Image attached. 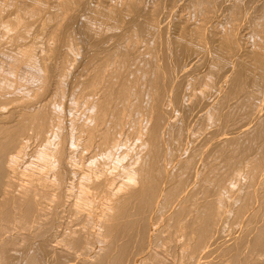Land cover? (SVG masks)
<instances>
[{"label":"bare ground","instance_id":"6f19581e","mask_svg":"<svg viewBox=\"0 0 264 264\" xmlns=\"http://www.w3.org/2000/svg\"><path fill=\"white\" fill-rule=\"evenodd\" d=\"M2 1H3L2 4H4L8 0L6 2H4V0ZM44 1L46 0H42L40 5L39 4L36 5L35 8L27 9L26 8L27 6L26 7L24 6V8L21 6V4H23L24 1L21 2L20 0L19 1L17 0L18 3H16V0H9L7 4L8 3L11 4L5 5V8L12 7L13 8V10L11 9L12 14H15V17H13L12 15L13 18L10 19L11 13H9L10 17L7 20L4 19V17L7 18V16L1 14L5 13L8 10L6 9L4 11V5L1 4L3 7L0 6V13L2 11L4 12L0 14V17H3L4 22L1 20L0 26L1 28L3 26L5 36H8L10 32H13L11 33L12 36H10L9 40L13 42L15 41L16 45L18 44V46L22 47V44L20 45L19 43L21 42L25 43L27 34H29L27 33L28 25H24V23L22 22V20H25L23 19L24 18L23 14L25 15V17L27 15V18L29 17V19H31L30 21L33 23L35 18L38 19L39 17L38 14L41 15L43 13V12L40 13V11L42 9L41 7ZM86 1L87 0L58 1L59 5L57 4L58 6L56 11L57 15L55 18L57 17L60 18V14L61 15L66 14V16L64 15L65 18L62 17L65 21L61 24L60 30L55 29L56 26L54 27L52 26L57 31L56 33H54L55 31L51 32V34L54 33V37H53L54 39L53 38L52 39L55 40L54 42L51 39V41L53 42L52 45H54L52 46L53 48H50L51 46L48 47L49 49L52 50V52L50 50L49 51L53 53V54L50 53V55H48L49 58L52 55L50 59L51 61L49 60L48 56H46L47 58H44V55L42 56V54H41L42 57L41 60H38V58H36L35 52L37 51L38 47L36 48L35 52L31 49L28 48L22 49L20 47L21 50L16 49V51L17 50L18 51L14 56L11 53L12 51H10V53L13 56L12 57L13 61L19 63L20 65L23 64L24 69L25 70L27 69L29 71L30 76L27 77L29 78L28 80H24V79L22 80L20 77H18L19 75V74L17 75L18 68L16 67H18L19 65L15 66L16 70L13 69V67L11 66V68L8 67L10 68L9 70L5 72H0V264H264V173H263L264 171L263 172L261 171L264 169L261 166L263 165V163L262 160L259 158V156L258 159L256 158L257 155H255L256 157L254 158V161L252 159V156L248 157V160L251 163H248L247 158L245 159V157L243 156L240 157L236 156L237 154L241 155V153L242 155H244L243 153H245V151L242 152L243 149L244 150L247 148L249 149L252 146L251 144L252 137H253L252 139H254V137L255 138L263 137L259 135L264 134V119L259 120L256 118L257 116L254 117V115L247 112L249 113L248 117L249 115H251L250 117L252 118L254 117L256 119V120L254 119L256 126L254 127V129L255 131L256 130L257 131L255 132L256 134L253 133L255 134L254 136L251 133V131L252 132L254 131L252 129L250 131L251 134L247 129H245V132L240 130L241 132H243L244 136L248 135L249 138L251 137L250 139L247 138L248 136L245 137V140L247 139L245 142L250 140L251 143H249L250 142L249 141L248 142L249 144L248 143L245 144L246 146L244 147L246 148L239 147L242 150L240 151L241 152L240 154L236 153L237 151L234 152L233 148L230 149V145H231L230 143H236L237 145H239V143L241 144L240 142L241 138L239 137H238L239 139L236 138L237 140L235 142L234 141L235 138L232 140L233 136L231 135L229 136V138L232 140V142H229L230 139H227V136L225 139L226 142L225 140H223L225 144L227 142L229 143V145L228 144L226 145L229 148L227 147L225 148L224 146L225 144L224 145L220 144L221 148L219 147L220 148L219 152H221L220 154H222L223 157L219 153L218 154L215 153L217 152V150L213 152V155L215 153V155H220L222 157V158L221 157L218 158L219 160L218 159L216 160L217 158L216 156H215L216 158L214 157V159L212 160H210V158L208 159L209 157L208 153L210 152L207 153V151L205 152L202 149L199 150L196 149L195 145L197 144L194 145V148L198 151L196 152L194 150V153H192V155L189 154L188 158L184 157L185 155H188L186 154L188 151L187 152L185 151L184 141L185 139L188 140L189 137L187 136H189L190 133L193 134L190 130L187 131L185 127L186 124L185 121L186 118H189V116H191L192 112L195 110L194 108L196 107V103L198 104L197 106L200 105L198 102L194 101L193 98H195L197 94L195 93L196 94L195 95L193 92L192 94H190L191 92L189 94L187 93L189 95V99L188 102L187 101L185 102V100H187L185 99L187 97L186 96L187 94H185L184 97L183 90L187 87L186 84H185L186 87L184 86V82L187 83V81L184 80L188 79L186 78L188 74H190L191 76V73L192 74L194 73L195 71L194 66L196 65L195 63L198 62L197 60L199 59L197 58V56L200 57V55L204 54L205 52H208V54H210L215 52L216 50L218 51V48L217 49L212 48L216 50L209 52L211 48L208 46V43L212 39L210 38V40L208 41V36H207L208 31L207 29L205 30V28L208 25L207 26L205 25L206 27L204 25L203 27L199 26L201 28L198 27L199 29L197 30L195 27V32L193 33H195L194 35H196L197 38L196 41L198 40L197 47L200 46L199 47L200 51H196L198 52L196 57L194 56L191 57L190 53L188 52L190 51V48L192 49L191 47L192 45L189 46L190 45L189 43L192 44L195 42V40L194 42L187 41L186 43L185 41L187 40L188 36L187 37L182 36L184 41L182 39L181 41L183 42L180 41L177 42V38H175L176 40L173 41L174 38L172 36H171L172 40L167 38L168 37L167 35H166L167 37L164 38L163 34L165 32L163 31L161 25H165V22L167 21L163 20L165 21L163 24L158 23V21L156 20L157 18L154 17L153 14L154 12L152 11L153 13H150L151 12L149 10L150 8L147 10L148 4L147 6L145 5L146 4L145 0H122L126 9L125 14L127 12L129 13V17H126L127 19L123 14L124 13L123 11L125 9L121 11L123 6L122 7L119 6L121 7L118 8L120 10H117L114 7L112 9L110 7L111 9L110 10L107 7L109 11L103 12L100 15L101 16L103 15L104 16L103 18H105V20L109 19L110 21L112 19V22L114 21L115 24H117L119 21H124L123 19L125 18V21L123 22L125 24V28H123L124 26L122 28L123 30L130 29L132 33L134 29L139 30L140 32L144 30L145 31L148 30L149 32L148 35L151 33L154 36L153 37L151 35L152 38L150 39H152V41L157 40V45L155 44L156 46L154 45L155 47H153L152 45H149L148 42L146 43L147 45L144 44L145 46L141 47L138 44H142V43L138 41L139 39L138 37H137L138 39L136 38L137 32L134 33L135 35H133L132 33H129L127 30L129 35L131 34L132 35L129 36L128 34H126V36L128 35L129 38L125 37L128 38L126 40L127 42L125 41L126 42L125 44L122 43L123 41L117 42V46L118 45L120 46L118 49H116L117 48L116 43L114 44L116 48L113 49L115 51L117 50L116 53H114V50H112L111 52L110 49H108L107 52L105 51L107 50L106 46H108L109 44L105 46V43H103L104 46H102L103 45L102 44L101 48L98 46L99 50L103 49L101 50L103 51L102 52L103 55H105L106 53L108 54V52L110 51L111 54H108L105 58V56L102 57V53L100 55L101 57L99 56V54H97L100 51L98 49L97 51L95 50L96 48L94 44L99 43L100 45V42L103 41L105 42L107 36L106 37L102 36L103 37L101 38L102 40L100 39V41H98L97 39H99L100 36L97 38L96 35L97 41H95V39L93 41L95 34L92 33L94 35L92 36L91 32L92 30L94 32L95 27H92L94 23L92 22V24H90L88 21L85 22V20L83 19L84 21L83 20L81 21L84 22L83 24L87 25L88 27L84 26L85 27L84 28L82 26L83 29L81 27V21H80L81 18L79 19V16L83 10L87 9ZM160 1L162 0H159L158 2ZM232 1L234 2V0ZM240 1L239 3L232 2L230 3L231 4L230 6L226 5L227 3L226 4H224L223 2L222 3L224 4L223 7L226 8L228 7L229 10L230 9L232 10L231 13L232 16L237 17V14L241 13L242 11L240 10L241 7L244 5L243 4L244 0L243 1L240 0ZM116 2L117 1H115V3ZM156 2H154V4L158 3ZM166 2L167 1H165L164 4H166ZM168 2L170 3V1ZM249 2H251V4ZM249 2L248 4H250L251 6L254 3L252 0L251 1L249 0ZM174 5L176 6L177 4L174 3ZM108 6H110V4ZM186 6L189 7V5ZM192 6L194 7L195 11L201 13L200 19H202L201 18L202 14L204 15L205 13L211 11L215 12L216 9L215 7L217 6L220 7L218 0H196L194 1ZM254 6L256 5H253L252 9H254ZM244 7L242 9H245L247 11L248 5L246 6L247 9ZM261 7H263V5L257 7L259 11L263 10L264 8L263 7L261 9ZM50 8L51 7H49V9ZM107 8L106 10H108ZM159 8L160 7H158V9ZM189 8L193 10L191 6ZM95 9L96 7L94 8V10ZM98 9L101 11L100 8H97V10ZM252 9H250L249 7V10L252 11ZM45 10H47V8ZM154 10H156V5ZM245 10H243V13ZM249 10L247 11L248 13H250ZM58 11H59V15H58ZM147 11H150L149 13L152 14L155 19L148 18L149 15L147 14ZM161 11L163 12V10ZM98 12L96 14H98ZM261 12L258 13L259 20L264 19V18L261 19L260 14L263 13ZM156 13L157 12H155V14ZM223 15L224 13L222 14V17ZM46 17H49V15H46ZM46 17H44V19ZM140 17H144L145 20L144 21L142 20L143 23L140 22L137 24L138 21L137 19H139ZM165 17L167 18L166 15ZM206 17H208L207 14L204 15V18ZM234 17L232 18L235 19ZM243 17L244 15H242V18ZM195 18L194 20L196 21ZM232 18H228V19L231 20ZM249 18L251 19V17ZM209 19H211L210 15L207 20ZM236 19L238 20V18ZM76 20L80 21V24L79 25L77 24L76 26L77 29L78 28L80 29L78 30L76 29L79 33H77V31L75 30L76 32H74L73 34L74 36L75 33L77 34L76 35V37H78L77 40L79 39L81 43H83V46L85 45L87 47V48L84 47L83 49L85 48L89 49L90 51L88 52H90L89 54H91V56H89L91 59L90 58L88 59L86 57L89 60V62L88 61L87 62L89 64H92V66L89 67V70H87L88 67H86V70L88 72L90 71L89 73L91 77L89 78L88 75V77H86L85 80L87 81V79L89 78L90 81L89 80L88 81L89 83H91L90 85L89 84L87 85L88 82L83 83L84 82L83 80H78L79 79L78 77L81 76L83 77L84 75L83 73L85 70L82 68V65H84V63L80 62L82 63V65H80L79 63L80 66L78 65L77 69L75 68L77 70V71L75 70V72L77 73L78 77H74L73 76L74 72L72 71L73 73L71 72L70 74V69L68 70L70 62L72 61L74 62L75 60V63H77L76 61L78 59L75 58L76 50L74 51L73 49L74 48L73 46L76 43L72 44V41L75 38L71 35L72 33H69L72 24L75 23L74 21ZM183 20H187V19H183ZM204 20L205 19H203V21ZM37 21L39 22V19ZM95 21L97 20H95L94 17V22ZM159 21L162 22L161 20ZM193 21L190 22L194 24ZM211 21L213 22V20ZM1 22H3V24ZM42 22L44 21L42 20ZM186 22L188 21H185V23ZM262 22L263 24L261 25L263 26L264 20L260 21V23ZM206 23L208 24V21H206ZM253 23L251 25L255 27ZM170 24L171 23L168 22L167 24L168 28ZM173 24L176 25L175 23ZM187 24L188 23H186V26ZM226 24L227 21L225 23V27ZM113 25L114 24H112V26ZM197 25H200L199 22ZM211 25L212 24H210L209 26ZM116 26L121 27L118 24ZM178 26H180V24H178ZM193 27L194 26H192V28L191 27L188 28H190L191 30L194 29ZM53 28L52 30H54ZM208 28L210 29L211 27ZM185 29L183 28V30ZM256 29H258V26L255 28L254 33H257ZM259 29L258 30L260 33L261 30L262 32L264 31L263 28H259ZM224 30H227L228 32V27L227 29L224 28ZM229 30L231 31V28H229ZM237 30H235V32L231 31L228 33L224 31L225 34L224 35L222 34L223 36L221 35L222 37L221 43L219 41L220 37L218 38L219 42L218 41L217 42L218 44H220L221 47L220 51L221 52L223 51L224 55L228 54L229 53L228 51L230 52L234 51L237 54V52L243 49V48L239 49L241 45H239V42L237 41V37H238V33L236 32ZM252 30L254 31V29ZM49 31L48 33H50ZM253 31H252V35H253ZM98 32L103 34L101 30ZM142 33L143 32H141L140 34ZM180 33H182V31ZM212 33H214V31ZM4 34L0 33V35H4ZM140 34L138 35L137 33V36H140ZM65 35L67 38H65ZM69 35H71L73 39L72 38L70 39ZM90 35L92 40L90 39ZM123 35L125 36V34ZM260 35L258 36V38H260ZM117 36H119V38L122 39L121 34ZM117 36L115 37L116 40L119 39V38L117 39ZM216 36L218 37L219 35ZM8 37L6 38L8 39ZM147 37L148 36H146V38ZM108 42H110V40ZM254 42L255 41H253V43ZM211 43L212 41H210V44ZM68 44L71 45L70 46L71 48L73 47L72 48L73 50L71 49L72 51L68 50L67 48L69 46ZM97 45L98 44H96V46ZM137 45L139 48L142 49L144 48L143 52H140L141 49H139ZM255 45L257 46L258 44L255 43ZM177 46H178V50H179V46L180 49L182 47L185 48L186 51L184 50V52L185 53L187 52L191 57L190 59L188 58L189 65L192 66L193 64H195L193 65V68L188 69L187 67L189 65L179 66L178 61H176V59H178V56L175 57L176 59H174V61H176L177 63L176 64L174 63L173 56L175 55L173 54H175L176 52L178 53V51L175 50ZM217 47H219V45ZM252 47L254 48V46ZM48 48L45 49V53L48 52L46 51L48 50ZM63 48L67 50L65 51V55H63L65 57H62V53H61V58L64 59H62V61L58 60L59 61L58 62L57 59L60 55V51ZM41 49H43V47ZM135 49L139 51H137L136 53V51H134ZM243 50L245 52V49ZM4 51L6 52L5 49ZM86 51L84 52L86 53ZM174 51L176 52L174 53ZM255 51L252 52L253 55H251L253 57V61L255 62V64H253L254 62L252 63L253 65H255L253 67L255 68L257 66L256 68L258 67L262 68L264 67V59H263L264 56L263 54H260L258 50L257 51L259 53ZM218 52H215V54L213 53L214 56L211 54L212 58L214 57L215 59H217L216 64L220 63V61L218 62L219 57L218 58H216L217 56L215 57L216 53ZM221 52H219L218 56L222 54ZM132 53H134V55ZM248 53L251 52L249 51ZM82 54L84 55L83 52ZM230 54H228V56ZM232 54H231V56H233L232 58H237L235 56H239ZM4 56H6V54ZM228 56H226V58H228L227 61L229 62L230 58ZM112 57L114 58L113 61L111 60L113 62L112 64L113 66L109 65L110 63H112L111 61L109 63V60ZM212 58L211 61H213L214 59ZM10 59H11V55L9 57V60ZM47 59L49 61H47L46 63ZM140 59L142 63L144 62L143 65L142 64L140 65L141 63ZM223 60H225L223 61L224 64L228 65L230 68L231 66L229 64L231 62L227 64L228 62L225 63L226 59ZM234 62L237 63V61ZM238 62L239 65H241L240 61ZM185 63L186 62H184L183 64ZM211 63L209 64V66L211 65ZM3 64L1 65L3 66ZM224 64H222L221 67H224ZM218 65L213 66L214 71H212L211 69L210 70L211 74L217 72V70L215 71V67H217ZM234 65L235 63L232 65V67ZM239 65L237 63V66ZM74 66H72V68ZM200 67L202 66L200 65ZM236 67L234 66V68ZM196 68L197 67L195 66V69ZM234 68L233 69L230 68L229 70L232 69L231 70L232 73L233 71L236 72L237 69L234 70ZM259 68L258 71L263 73L264 71H260L261 69ZM223 69H221L218 73L220 72L223 73L224 72ZM190 70H192L191 73H189ZM239 70L241 71L240 73H242L241 68ZM226 73L224 72L223 74ZM261 73H258V75H260ZM67 74H70L68 77V81L70 79V76H73L74 79L78 78L75 80L78 89L79 86L83 84L85 85V86L84 85L81 86L83 87V90L85 89L84 87L88 89L89 86L93 89L91 90V88H89L91 91L90 90L88 91L90 92L85 91L86 93H84V95L85 94L88 95L86 97L87 99L85 98V96L84 98H81L83 100L84 99L86 100V101L84 100V104H82L81 102L80 105L83 106L79 107L81 108L82 111L84 110L82 114L83 115L82 118L79 117L80 114H78L79 115L78 118L76 116L78 112L76 114L74 112L75 110L77 111L79 109L78 102H77V106H74L71 104L72 102L71 103L69 102V100H67L68 103L66 104L64 103L62 104L63 101L60 100L62 98L64 99V95L66 96L68 95V90L66 92V87H64L65 85L63 83L64 82L63 80L64 78L66 79ZM78 74H80L81 76ZM87 74L88 73H86V75ZM194 75H192V77ZM214 75L215 76L213 75L212 76L216 77L217 74L214 73ZM239 75L235 73V77L233 78L232 76H230L231 78L229 77V79H231L230 83H232V85H234L235 87L234 90L236 94H234V91L232 93L235 96L239 94L236 92L237 90L238 92H241L240 94H242L244 90L242 89L244 85L241 88L240 85L241 75L240 77ZM263 75L264 74H261V77ZM219 76H221V74H219ZM226 76L227 75H225L226 79L224 77L222 78H224L228 83L227 81L228 77ZM73 77H71L72 80ZM84 78L85 77H83V79ZM242 78H243V73H242ZM262 78H264V76ZM212 79L214 80V78ZM210 80L211 79L209 77V82L212 83L213 81ZM263 80L261 82H264ZM191 81L192 80H190V82ZM194 81L196 80L194 79ZM194 81H193L194 83L193 86H195L196 83ZM242 81L243 79L241 80V83L243 84ZM224 82H222L221 85H219L220 83L217 82L219 84H215V85L216 86L219 85L218 87L221 86L220 88L223 89L222 85L226 83ZM210 84L208 85L209 87H211ZM259 84L261 85L262 83ZM29 85L30 86L33 85L36 87L33 86L30 87ZM213 86L214 84L212 85L211 88H213ZM228 86L231 87L230 85ZM73 87H75V85ZM188 87L185 89L186 91L184 90V93L188 92L187 91L189 89ZM229 87L227 89H232V87L231 88ZM77 88L74 91H76ZM191 88L192 87H190V89ZM215 88L218 91V88L217 87ZM220 88L219 90H221ZM237 88H240L242 91H240ZM227 89L225 91L228 95L229 92L227 91ZM225 91L222 90V92L224 93ZM76 92L78 93L79 91ZM83 92L84 91H82V93ZM218 92H216L215 94L216 96L217 94L219 95ZM244 93L242 94V96L239 95V97L242 98L244 95L247 96L246 94H248L249 92H247L246 94ZM251 93L252 92H250L249 94L250 96ZM227 95H223L222 93L221 96L217 97L218 98L217 102H215L214 98H213L214 100L211 98L215 102L211 104V107L208 106L210 107L211 113H209L206 117L204 116L205 118L202 117L200 118H202L203 121L204 120L206 121V119L207 121L208 120L212 121V119L215 118L216 120L221 122V123L219 122L220 126L224 127L229 125V123L231 122L230 120L232 118L230 112H227L228 110L225 109L229 106H226L224 108L223 104L229 99L231 103V98H233V96L230 95L232 97L229 98V95L228 97ZM191 96H193V98ZM200 96H201V92H200ZM250 96L247 97L249 98ZM247 97L245 98L248 99ZM78 98H80L79 95L76 98V101H79L77 100ZM245 98L244 100H246ZM239 99L237 98V102ZM242 99H240L239 100L240 102L238 103L241 104L243 102ZM18 101L19 102L21 101L22 103L20 102L18 104L17 103ZM14 102H16L17 105L15 103V105L10 107V105H12ZM252 102H250V104ZM200 103L202 104L203 101ZM230 103H228L227 105H229ZM238 103H234L235 107L236 106L238 107L239 105ZM258 103L259 102L256 101L252 105V107L250 105L247 106V107H251L252 109L254 108L253 111H251V109L248 108L250 109L251 113H254L255 110L254 105ZM73 104L76 105L74 101ZM246 104L247 103H245L244 105L245 107ZM259 105L263 106L264 104L262 105L261 103H259ZM259 105H257L258 108L260 107ZM73 106L77 107V109L75 108L74 110ZM166 106L169 107L171 106V108H173L175 112L178 111V113L180 112L181 115L179 117H177L178 115L177 116L175 115V118H173L172 115L168 116L169 108L166 109L167 108ZM232 106L233 104L230 106L231 109ZM221 109H225V110L223 111ZM227 109H229V111L231 112H233L234 110V108L232 110H230V108ZM263 109L264 106L262 107V110ZM199 110H201V108H199ZM259 110H257V112H259ZM262 110L260 111V113L262 112ZM205 111L202 113L205 114ZM222 111L225 113H223ZM226 112L229 113L231 118L230 120ZM199 113L201 114V111ZM245 115L247 114L245 113ZM143 116L146 118L147 121L145 122V124H144L145 119ZM141 117H143L144 120H141L142 119ZM148 118L150 120H148ZM202 119H201L202 125L200 124L198 126L199 127L202 126L204 128L203 125H205V123L203 124ZM189 120L187 123H189ZM195 120L197 119L195 118ZM216 120L214 121L213 119V122H215L214 125L217 126L218 128V125L216 124L217 122ZM254 120L250 122L253 123ZM209 122H207L206 124H208ZM246 122H249V120ZM128 125H130L128 127L129 129L127 128ZM214 125H210L209 127L213 126L215 128V132L217 130V135L215 133L212 135L219 136L218 131L221 127L219 126V128L216 129ZM205 126L207 127V125ZM253 126L254 125H252V127ZM191 127H193V125ZM126 128L129 130V132L132 133L131 136L132 135L136 136L135 138L140 142V145H138L140 146L139 151L137 150V152H135L133 151L134 150L133 148L132 149L130 147L127 148L125 140L128 135L126 136L125 140L122 139L124 129ZM193 128L195 129V127ZM212 130L214 129L212 128ZM230 130L231 129L227 131L228 134L231 131H234V129L231 131ZM129 132L127 131L125 132V134L126 133L128 134ZM195 132H197V130ZM201 132L204 131L201 130ZM211 133L212 132H210V134ZM224 137L222 139H224ZM190 138L189 140H191ZM216 138L217 137L214 136V139ZM219 138H220L219 142H221V137L219 136ZM263 138H260V140L261 139L264 140ZM131 139H129V141ZM260 140L256 139L255 141H257L258 143ZM212 141L213 139L211 138L210 142ZM241 141L244 140L242 139ZM218 143L212 142V145L211 143L210 145L212 146V148L215 149L216 146H219L217 145ZM244 143L241 144V146H243ZM255 143L256 142H253L254 147H251V149L255 148L256 150L259 151L258 155L259 154L264 155V153H262L264 152L262 151V148L260 150L257 149L256 148L257 144ZM260 143L262 142H259L258 145ZM134 144L132 145L137 147V145ZM207 144L205 145V147L207 146ZM221 145H223L224 147H222ZM200 146L201 148H205L202 147L204 146V144ZM261 146L262 147L264 146V141H263V145ZM239 148L237 149L238 152H239ZM229 149L233 150V152H230L231 154L227 152V150ZM248 151L254 152L253 150H248ZM233 153H235L236 155ZM255 153L256 152H254V154ZM242 157L245 160H247L246 163H248L246 166H244L245 167L244 176L245 178H247V181L243 177L246 183H244L245 184L244 187L243 186H241L242 188L238 187L240 189L237 190L236 187L239 186L238 185L239 183L236 184V181L238 180L239 182L240 178H242L243 175V174L241 175V173H238L239 172L238 168L239 170L240 169L242 170V168L240 167L242 166V164L243 165L246 164L242 162L243 160ZM128 158H130L129 159L130 161L128 160ZM249 158L252 160H250ZM220 159L222 160L220 161ZM125 160L128 161H126L125 163ZM261 167L263 169H261ZM222 169H224V171ZM241 170L240 172L243 173L244 171ZM243 182L244 181H242V183ZM242 183L241 185H243ZM233 184H236L237 186L236 185L233 186ZM226 194L228 195L226 196ZM28 234H30L31 236L28 237L27 236Z\"/></svg>","mask_w":264,"mask_h":264},{"label":"rangeland","instance_id":"374dc122","mask_svg":"<svg viewBox=\"0 0 264 264\" xmlns=\"http://www.w3.org/2000/svg\"><path fill=\"white\" fill-rule=\"evenodd\" d=\"M0 1H2V0H0ZM6 1H7V0H4V2H6ZM18 1H19V0H18ZM20 1H21V2L24 1L23 4H21V3L19 2L23 8H24V6H25V7L27 6V7H26L27 9H29V8L32 9V8H35L36 5H38V4L40 5V3H41L42 0H27L28 2H27L26 0H20ZM58 1H59V0H53V1H52V0H46V1L43 2V5H42V7H41L42 9H41V11H40V13H42V12H43V13H42L41 15L38 14V15H39V17H38L39 22L37 21L38 19L35 18L36 20L34 19V21H33V23H32V22L30 21L31 19H29V17L27 18V15H26V17H25V15L23 14V17H24L23 19H25V20H22V22L24 23V25H28V28H27L28 32H27V33H29V34H27V38L25 39V43H24V42H21V43L18 42L20 45L22 44V47H21V46H18V44L16 45V44H15V41L13 42V41L9 40V39H10V36H12L11 33H13V32H10L11 35L9 34V35H8L9 37H8V36H5V34H4V30H3V26H2V28H1V26H0V33L4 34V35H0V36H1V38H0V45H1V46H0V59H1V60H0V72H5V71L9 70V69L11 68V66L13 67V69H15V66H16V65H17V66L19 65L21 69L19 68V66L16 67V68L19 69V70L17 69V75L19 74L18 77H20L22 80H23V79H24V80H28L29 78H27V77L30 76L29 71H28L27 69H26V70L24 69V65H23V64L20 65L19 63L14 62L13 59H12V57H13L14 55H16L17 51H18L19 49L21 50V48H22V49H23V48H28V49H31V50H33V51L35 52V51H36V48L38 47V48H37V51H36L37 53L35 52L36 58H38V60H41V59H42L41 54H42V56L44 55V58H47L46 56L50 55V53L52 52V50L49 49L48 47L51 46L50 48H53L52 46H54V45H52V44H53L52 41L55 42V40H53V39H54V38H53V37H54V33H56L57 30H60V28H61V24L65 21L62 17H64V15L66 16V14L62 13V14H64V15H61V14H60V18H58V17H57L58 19L55 18L56 15H57V13H56V11H57V7H58L57 4L59 5V2H58ZM72 1H73V0H72ZM88 1H89V2H88ZM115 1H117V2H116L117 4L115 3ZM120 1H121V2H120ZM150 1H151V2H150ZM150 1H149V0H145V3H146L145 5L147 6V4H148V8H147V10L150 8L149 10L151 11V12H150V11H147V14L149 15L148 18H153V19L157 18L156 20H157L158 23H160V24H161V23L163 24L165 21H167V22H165V25H166V26H167L168 22L172 24V25H171V24L169 25V28H168V26H167V28H166L165 25H161V27L163 28V31L165 32V33L163 32V33H164V34H163V35H164V36H163L164 38L168 36L167 38H169V39L172 40V37H173V38H174L173 41L176 40L175 38H177V42H178V41L183 42L184 40H183L182 36H184V37H185V36H186V37L188 36L187 40L185 41L186 43H187V41H189V42H190V41L194 42V40H195V42H194L195 44H194V43H192V44L189 43V44H190L189 46L192 45V46H191L192 49L190 48V51H191V52H190V51L188 52V53H190L191 57H193V56L196 57V55L198 54V52H196V51H200V49H199L200 46L197 47V46H198V45H197V41H198V40L196 41V39H197V38H196V35H194L195 33H193V32H195V27H196V30H197V29L203 27V25H204V26H205V25H206V26L208 25L207 27L205 26V27H206L205 30L207 29V31H208V32L206 31V32H207V36H208V41L210 40V38L212 39V40H210V41H212V43L210 44V41H209L208 46H209L211 49H212V48H216V49L218 48V51H219V52H221V51H220V50H221V47H220V44H218V42L220 41V43H221V39H222L221 35H222V34L224 35L225 32H226V33L231 32V31L235 32V30L238 29V30L236 31V32L238 33L237 41L239 42V45H241V46L239 47V49L243 48V49H245V52H244L243 49H241L242 51H241V50L239 51L241 54H240L239 52H237V54H236V52H234V51H233V52H232V51H231V52L228 51L229 53L227 52L228 54H230V53H231V54L234 53V54H232V55H239V56H235V57H237V58L239 57L238 59H237V58H232L233 56H231V54L228 56V54H226V52H225L226 55H224L223 51L221 52L222 54L218 56L219 52H218L216 49H212V50L210 49L209 52H212V51H215V50H216L215 52H218V53H216L215 57H216V56H217L216 58L219 57L218 62L220 61V63H217V64H216V62H217L216 60H217V59H215L214 57H213V58H214V59H213L212 56H211V54L213 55V53L215 54V52L210 53V54H208V52H205L206 54L204 53V54L200 55V57L197 56V58H199V59L197 60L198 62L195 63L196 65L193 64V65H195V66L197 67V68L195 69V66H194V70H195L194 73L196 72L195 75H194V73H193V74L191 73L192 70H193V69H192V70H190V72H189V73H191V76H190V74H188V76H186V78H188L189 80H188V79H185V80H184V81H187V83L184 82V86H185V87H186V85H187V87H188V85H189L190 83L192 84V85L190 84L189 87H188L189 89H190V87H192V88L190 89V91H189V89H188V90H187L188 92H186V93H184V90H185L187 87H186V88L184 87L185 89L183 88V89H184V90H183L184 97H185V94H187V93H188V94H189L190 92H191L190 94H192V92H193L194 94L196 93L197 95L195 94L196 97H195V96H194V97L197 98V97L199 96V97H198L199 99L197 98L198 100L195 99V98H193V96H191V97L194 99L195 102H198V103L200 104L199 106H197L198 104L196 103V107L194 108L195 110L192 112V114H194L195 116L197 115V116L195 117L194 115L191 114V116H189V118H186V121H185V122H186L185 127H186L187 131L190 130L193 134L190 133L189 136H187V137L190 138V135H191V138H190L191 140H189V138H188V140L185 139V141H184V142H185V143H184L185 151H186V152L188 151L187 153L185 152V153L188 154V155H185L184 157L188 158V157H189V154L192 155V153H194V150L197 152L199 149H202V150H204L205 152L207 151V153L210 152V153H208V154H209V157H208V155H207L208 159L210 158V160H212V159H214V157L216 156L217 158H216V157H215V158H216V160H217V159L220 158L221 156L223 157V155L220 154L221 152H219V151H220V148H221V147H220V144H223V145H224L225 142H226V140H225V139H226V136H227V139H230L229 136L232 135V136H233L232 140L235 138V139H234L235 142H236L237 139L241 138V139H240V142H241V144H243V143L247 140V139L245 140V137L248 136V135H246L247 132L245 133L246 136H244V134H243V132H245V129H247V130L249 131V133H250L251 129L254 130L253 132L251 131L252 134L255 133V132L257 131V130L255 131V129H254V127H256V126H255V120H256V119H255L254 117L257 116L256 118L259 119V120L264 119V114H263L264 109L262 110V107L264 106V105H263V104H264V101H263V100H264V82H261V81L264 79V78H262L264 75L261 77V74H264V72H263V73L259 72V71H258V68H259V67L256 68L257 66L255 67L256 69L253 67V66H255V65H253V64H255V62L253 61V57L251 56V55H253L252 52H254L255 50H256L255 52H257V53L260 52V54H263V56H264V36H263V35H264V31L262 32V30H261V33L259 32V30H260L259 28H263V30H264V27H263L264 25H263V26L261 25V24H263V22L260 23V21H263V20H264V19H262V18H264V15H262V14H264V11H263V10H264V8H263V7H264V0H255V1L252 0V1L255 3V4L253 3L252 6L250 5L251 2H249V0H247V2H246V0H244V1L242 0L244 5H243V6L241 7V9H240V10H242L241 13H243V10H245V9H242L244 6H245L244 8H246V6L248 5V9L246 8L247 11L249 10V7H250V9H252V8H253V5H256V6H254V9H252V11L249 10L250 13H248V12L245 10L243 14L238 13V14H237V17H234V16L231 15V13H232V10H231V9L229 10L228 7H227V8H226V7H223V5L226 4V3H227L226 5L230 6V5H231L230 3L233 2L232 0H225V1H227V2H225L224 0H220V1L218 0V2H219V6H220V7H218V6L215 7V8H216V9L214 8V9H215V12H212V11H211L213 14H212L211 12L205 13V14L208 15V17H206L207 19L209 18V15H210V17H211V19H209L210 21L207 20L206 18H204V15H205V14H204V15L202 14L203 17H202V15H201V18H202V19H200V14H201V13H198L197 11H195V10H194V7L192 6L193 3H194V1H196V0H194V1H193V0H190V1H189V0H164V1L162 0V1H160V2H158L159 0H156L158 3H157L155 0H150ZM165 1H167V2L170 1V3L168 2V3H169V4H168V3L166 2V4H164ZM174 1H177V2H174ZM181 1H184V2H181ZM236 1H237V0H234L233 3H237V2L239 3L240 0H238L237 2H236ZM250 1H251V0H250ZM7 2H9V0H8ZM7 2L4 3V4H2L3 1L0 2V6L4 5V11H5L6 9L8 10V11H6L5 13H2V12H4V11L1 12L2 14L0 13L1 15H5V16H7V18L4 17V19H6V20L9 19V17H10L9 13H11V17H10V19L13 18V17H15V14H12V10H13L12 7L5 8V5H9V4H11V3H8V4H7ZM25 2H26V3H25ZM109 2H110V3H109ZM154 2H156L158 5H157V4H154ZM189 2H190V3H189ZM222 2H223L224 4H223ZM240 2H241V1H240ZM245 2H246V3H245ZM248 2H249L250 4H248ZM256 2H257V3H256ZM16 3H18L17 0H16ZM24 3H25V4H24ZM35 3H37V4H35ZM47 3H48V4H47ZM86 3H87V5H86L87 9L83 10V11L80 13V16H79V19L81 18L80 21L84 19L85 22L88 21L90 24H92V22H93L94 24H93L92 27H95V29H96V28L99 29V30L96 29L97 31L94 29V32H93V30H92L91 34H92V33L95 34V37H94V38L92 37V38H93V41H94V39H95V41H97V40L100 41V39L103 38L102 36H104V37L107 36V39L105 40V42H104V41H103V42H100V45H99V43H96V44H98L97 46H96V44H94V46H95L96 49H95V48H93V49H95V50L97 51V49L99 50V47L101 48L102 46H104L103 43H105V46H106L107 44H109V45H108L109 48H108V46H106V47H107V50H105V51L107 52L108 49H110L111 52H112V50H114V49L116 48V46H117V42H122V41H123L122 43L125 44V43L127 42L126 40L129 38V37H128L129 33H132V31H131L130 29H124V30H123V28H125V24H124L123 22L125 21V18H126V17H129V13H128V12H127L128 14H127V13L125 14L126 9H125V6H124L123 1H122V0H112V1H110V0H100V1H98V0H87ZM105 3H106V4H105ZM150 3H151V4H150ZM159 3H160L161 5H160ZM174 3L177 4V5L175 6ZM228 3H229V4H228ZM241 3H242V2H241ZM241 3H240V4H241ZM1 4H2V5H1ZM20 4H19V5H20ZM45 4H47L48 6L45 5ZM55 4H56V5H55ZM109 4H110V6H108ZM114 4H116V5H114ZM121 4H122V5H121ZM167 4H168V5H167ZM171 4H172V5H171ZM245 4H246V5H245ZM29 5H30V7H29ZM49 5H50V6H49ZM151 5H152V6H151ZM155 5H156V10H154V9H155ZM163 5H164V6H163ZM186 5H189V7L191 6L193 10H191V8L187 7ZM241 5H242V4H241ZM249 5H250V6H249ZM261 5H263V7H261V9L263 8V10H261L263 13H262L261 11H259V9L257 8V7L261 6ZM105 6H106V7H105ZM116 6H117V7H116ZM119 6H121V7L123 6L122 9H121V11L125 9V10L123 11V12H124L123 14L125 15V18L123 19L124 21H119V22L117 23V24H118L119 26H121V27L116 26L117 24H115L114 21H113V22H114V23H113V22H112V19H111L110 21H109V19H108V20H107V19L105 20V18H103L104 16H103V15H102V16L100 15V14H102L103 12H107V11H109L110 7H111V9L114 7L115 9L120 10V9H118V8H121V7H119ZM157 6L160 7V8L158 9ZM171 6H172V7H171ZM2 7H3V6H2ZM2 7H1V8H2ZM49 7H51V8L49 9ZM95 7H96L95 10H97V8H100L102 12H101L99 9H98L97 11H95V10H94ZM103 7H104V9H103ZM107 7H108L109 9H108ZM153 7H154V9H153ZM162 7H163V8H162ZM186 7H187V8H186ZM255 7H256V8H255ZM44 8H45V9L47 8V10H45ZM106 8H107L108 10H106ZM218 8H219V10H218ZM11 9H12V10H11ZM43 9H44V10H43ZM111 9H110V10H111ZM157 9H158V10H157ZM160 9L163 10V12H162ZM189 9H190L191 11H190ZM214 9H213V10H214ZM10 10H11V11H10ZM58 10H59V8H58ZM186 10H187V11H186ZM216 10H217V11H216ZM93 11H94V12H93ZM98 11H99V12H98ZM152 11H153L154 13H153ZM158 11L160 12L162 19H161L160 14H159ZM97 12H98V14H96ZM149 12H150V13H153L155 18H154L153 15L150 14ZM155 12H157V13L155 14ZM190 12H191V13H190ZM195 12H196V13H195ZM227 12H228V13H227ZM246 12H247V13H246ZM254 12H255V13H254ZM260 12L262 13V14H260L262 20H259V18H258V17H259V14H258V13H260ZM60 13H61V12H60ZM163 13L167 16V18L169 17V18H168L169 21H168V19L165 17V15H164ZM189 13H190V14H189ZM209 13H210V14H209ZM216 13H217V14H216ZM223 13H224V15H223V17H222V14H223ZM44 14H45V15H44ZM95 14H96V15H95ZM157 14H158V15H157ZM169 14H170V15H169ZM191 14H192V15H191ZM240 14H241V15H240ZM247 14H248V15H247ZM12 15H13V17H12ZM16 15H17V14H16ZM42 15H43V17H42ZM46 15H49V17H46ZM58 15H59V11H58ZM93 15H94V17H95V20H97V21H95V22H94V17H93ZM124 15H123V16H124ZM156 15H157V17H156ZM188 15H189V17H188ZM195 15H196V18H195ZM212 15H213V17H212ZM216 15H217V17H216ZM228 15H229V17H228ZM242 15H244L243 18H242ZM21 17H22V15H21ZM44 17H46V18L44 19ZM50 17H52V18H50ZM158 17H159V18H158ZM187 17H188V18H187ZM190 17H191V19H190ZM220 17H221V18H220ZM226 17H227V18H226ZM232 17H234L235 19L238 18V20H237V19L235 20V19H233ZM239 17H240V19H239ZM245 17H246V18H245ZM249 17H251V19H250ZM256 17L258 18L259 21L257 20ZM0 18H1L0 21L2 20V21L4 22L3 17H0ZM26 18H27V20H26ZM41 18H42V19H41ZM48 18H49V19H48ZM64 18H65V17H64ZM194 18L196 19V21L194 20ZM197 18H199V19H197ZM213 18H214V19H213ZM219 18H220V19H219ZM228 18H232L233 20H232V19L230 20V19H228ZM241 18H242V19H241ZM244 18H245V19H244ZM255 18H256V20H255ZM56 19H57V20H56ZM59 19H60V20H59ZM61 19H63V20H61ZM102 19H103V20H102ZM126 19H127V18H126ZM140 19H141V20H140ZM183 19H187V20H183ZM203 19H205V20L203 21ZM217 19H218V20H217ZM223 19H224V21H223ZM249 19H250V20H249ZM42 20H43L44 22H42ZM47 20H48V21H47ZM50 20H51V21H50ZM58 20H59V22H58ZM84 20H83V21H84ZM104 20H105V21H104ZM137 20H138L139 22H138ZM137 20H136V21H137V24H138V23H140V22L143 23V21H144L145 19H144V17H140V18L137 19ZM142 20H143V21H142ZM159 20H161L162 22H160ZM163 20H165V21H163ZM193 20H194V21H193ZM199 20H200L201 22H200ZM211 20H213V22H212ZM251 20H252V21L254 20L253 22H255V21H256V22L253 23ZM25 21H26L27 23H26ZM52 21H53L54 23H53ZM55 21H56V22H55ZM76 21L79 22V23H77ZM76 21H74L75 23H73L74 26H73V24H72V26L74 27V30H73V27H72V26H71L72 29L70 28L71 32H70V30H69V33H72L71 35L75 38V39H73V37H71V35H69V36H70V39H71V38L73 39L72 44H73V43H74V44L76 43V44H75L76 46L74 45V46H73L74 48H73V47H72V48L74 49V51L76 50V51H75L76 53L73 52V53H75V58H76V59L78 58L77 61H76L77 63H75V60H74V62H73V61L70 62L69 67H68V70L70 69V74H71V72L73 71L74 74L76 75V76H75V75L73 74L74 77H78V76H77V73L75 72V70L77 69V67H78V65H79L80 62L84 63V65H82V63H80V65H82V68H83L85 71L89 70V67L92 66V64H89V63H88V62H89L88 59L90 58L89 56H91V54H89L90 52H88V51H90V50H89V49H86L87 47H86L85 45L83 46V43H81V41H80L79 39L77 40L78 37H76V35H77L76 33H75V36H74V34H73V33L76 32L78 29H80V28H78V29L76 28L77 24H78V25L80 24V21H79V20H76ZM170 21H171V22H170ZM185 21H188V22H186V23H188V24H189L190 21H193L194 24L190 22V24H189V25L187 24V26H186ZM197 21L199 22L200 25H197V24H198ZM206 21H208V24L206 23ZM220 21H221L222 23H221ZM226 21H227V24H226V27H225V23H226ZM228 21H229V22H228ZM247 21H248V22H247ZM250 21H251V23H250ZM3 22H1V23L3 24ZM51 22H52V23H51ZM106 22H107V23L109 22L108 24H110V25H108ZM120 22H121V23H120ZM202 22H204V23H206V24H204V23H202ZM211 22H212V23H211ZM216 22H217V24H216ZM230 22H231V23H230ZM237 22H238V24H237ZM25 23H26V24H25ZM83 23H84V22L81 21V27H82V26H83V27H84V26H87V25H84ZM102 23H103V24H102ZM111 23L114 24V25L112 26ZM119 23H120V24H119ZM122 23H123L124 25H123ZM166 23H167V24H166ZM173 23H175L176 25H174ZM184 23H185V24H184ZM214 23H215V24H214ZM220 23H221V24H220ZM252 23H253V25H254L255 27H253V26L251 25ZM37 24H38V25H37ZM40 24H41V25H40ZM82 24H83V25H82ZM86 24H88V23H86ZM101 24H102V26H101ZM106 24H107V25H106ZM134 24H135V23H134ZM160 24H159V25H160ZM178 24H180V26H178ZM195 24H196V25H195ZM210 24H212V25L209 26ZM230 24H231L233 27H232ZM241 24H242V25H241ZM255 24H256V25H255ZM0 25H1V24H0ZM22 25H23V24H22ZM190 25H191V26H190ZM217 25H218V26H217ZM227 25H228V26H227ZM238 25H239V26H238ZM47 26H48V27H47ZM52 26H53V27L56 26L57 28L55 27V29H57V30H55ZM90 26H91V25H90ZM103 26H105V27H103ZM108 26H109V27H108ZM123 26H124V27H123ZM164 26H165V28H164ZM192 26H194V27H193L194 29H191V30H190V28H188V27H191V28H192ZM199 26H201V27H199ZM229 26H230V27H229ZM234 26H235V28H234ZM257 26H258V29H259V30L256 29V30H257V33L259 32L258 35H257V33H254V32H255V28H256ZM26 27H27V26H26ZM83 27H82V29H83ZM87 27H88V26H87ZM87 27H86V28H87ZM99 27L102 28V29H100ZM106 27H107V29H106ZM113 27H114V29H115V28H116V29L114 30ZM122 27H123V28H122ZM173 27H174V28H173ZM178 27H179V28H178ZM186 27H187V28H186ZM198 27H199V28H198ZM208 27H211V28H210L211 30H210ZM212 27H213V28H212ZM227 27H228V32H227V30H224V28L227 29ZM47 28H49V29H47ZM52 28H53L54 30H52ZM58 28H59V29H58ZM84 28H85V27H84ZM118 28H119V29H118ZM120 28H121L122 30H121ZM183 28H184V29L186 28V29L183 30ZM215 28H216V29H215ZM229 28H231V31L229 30ZM232 28H234V29H232ZM236 28H237V29H236ZM46 29H47V30H46ZM76 29H77V30H76ZM103 29H106V30H103ZM108 29H109V30H108ZM112 29H113L114 31H113ZM133 29H134V28H133ZM172 29H173L174 31H173ZM218 29H219V30H218ZM252 29H254V31H253ZM49 30H50V31H49ZM72 30H73V31H72ZM75 30H76V31H75ZM100 30H101V32H102L104 35L101 34L100 32H98V31H100ZM127 30H128L129 33L127 32ZM129 30H130L131 32H130ZM135 30H136V29L133 30V33H132L133 35H135L134 33H136V32L138 33V35H139L141 32H143L142 34H140V36H137V33H136V38L138 37V38H139V39L137 38L138 41H140V43L143 44V45H142V44H138V43H137L139 46H141V47H142V46H145V45H147L146 43H148V42H149L148 44H149V45H152L153 47H155V46L157 45V40H154V39H153L154 41H156V42H154V41H152V39H150V38H152V37H151L152 34L150 33V34L148 35V33H149L148 30H146L147 32H146L145 30H144V31H141V32H140L139 30H136V31H135ZM171 30H172V31H171ZM178 30H179V31H178ZM180 30L182 31V33H180V32H181ZM187 30H188V31L190 30V31L188 32ZM212 30L214 31V33H212V32H213ZM217 30H218V31H217ZM222 30H223V31H222ZM250 30H251V31H250ZM43 31H44V32H43ZM48 31H49L50 33H48ZM54 31H55V32H54ZM103 31H104V32H103ZM105 31H106V32H105ZM110 31H111V32H110ZM123 31H124V32H123ZM134 31H135V32H134ZM185 31H186V32H185ZM215 31H216V32H215ZM224 31H225V32H224ZM252 31H253V35H252ZM51 32H54V33L51 34ZM95 32L98 33V34H96ZM113 32H114V33H113ZM125 32H126V33H125ZM139 32H140V33H139ZM178 32H179L181 35H180ZM221 32H222V33H221ZM30 33H31V34H30ZM69 33H68V34H69ZM77 33H79V32L77 31ZM109 33H110V34H109ZM117 33H119V34L122 35V37L120 36L122 39H120L119 36H117V35H119V34H117ZM185 33H186V35H185ZM188 33H189V34H188ZM190 33H191V35L193 34L192 37H191ZM209 33H211V34H209ZM217 33H219V34H217ZM220 33H221V34H220ZM115 34H116V36H117V39H118V38L120 39V40L118 39L119 41L115 39V37H116ZM123 34H125V36H124ZM126 34H128V35L126 36ZM132 34H131V35H132ZM208 34H209V35H208ZM214 34H215V35H214ZM260 34H261V35H260ZM50 35H51V36H50ZM66 35H67V34H66ZM66 35H65V38H67ZM96 35H97V38L100 36L99 39L96 38ZM131 35H129V36H131ZM143 35H144L145 37H144ZM166 35H167V36H166ZM169 35H170V36H169ZM210 35H211V37H210ZM216 35H219V36L217 37ZM223 35H222V36H223ZM259 35H260V38H258ZM3 36H4V37H3ZM48 36H49V37H48ZM69 36H68V38H69ZM78 36H79V35H78ZM92 36H94V35L92 34ZM109 36H110V37H109ZM112 36H114V37H112ZM146 36H148V37L146 38ZM152 36H153V35H152ZM171 36H172V37H171ZM189 36H190V37H189ZM194 36H195V37H194ZM251 36H252V37H251ZM6 37H8V39H7ZM125 37H128V38H125ZM141 37H142V39H141ZM153 37H154V36H153ZM219 37H220V38H219ZM261 37H262V38H261ZM52 38H53V39H52ZM108 38H109V39H108ZM113 38H114V39H113ZM148 38H149V41H148ZM214 38H215V39H214ZM216 38H217V39H216ZM218 38H219V41H218ZM239 38H240V39H239ZM252 38H253V39H252ZM257 38H258V39H257ZM49 39H50V40H49ZM51 39H52V41H51ZM90 39H91V35H90ZM96 39H97V40H96ZM123 39H124V40H123ZM145 39H146V40H145ZM178 39H180V40H178ZM181 39H182L183 41H181ZM191 39H193V40H191ZM213 39H214V40H213ZM261 39H262V40H261ZM33 40H34V41H33ZM44 40H45V41H44ZM75 40H76V41H75ZM91 40H92V39H91ZM101 40H102V39H101ZM109 40H110L111 43L108 42ZM256 40H257V41H256ZM8 41H9V42H8ZM46 41H47V43H46ZM78 41H79V42H78ZM106 41H107V43H106ZM113 41H114V43H113ZM125 41H126V42H125ZM143 41H144V42H143ZM146 41H147V42H146ZM215 41H216V42H215ZM217 41H218V42H217ZM251 41H252V42H251ZM253 41H255V42L253 43ZM4 42H5L6 44H5ZM12 42H13V43H12ZM35 43H36V44H35ZM112 43H113V44H112ZM115 43H116V46L114 45ZM255 43L258 44V45H257V46H258V49H257V46L255 45ZM259 43H260V44H259ZM48 44H49V45H48ZM78 44H79V45H78ZM80 44H81V45H80ZM102 44H103V45H102ZM110 44H112V45H110ZM119 44H120V43H119ZM144 44H145V45H144ZM155 44H156V45H155ZM193 44H194V45H193ZM198 44H199V43H198ZM209 44H210V45H209ZM251 44H252V45H251ZM3 45H4V46H3ZM7 45H8V46H7ZM26 45H27V46H26ZM36 45H37V46H36ZM68 45H69V46H68ZM68 45H67L68 47H67V46H65V47H67L68 50H71V49H72V48L70 47L71 45H70V44H68ZM101 45H102V46H101ZM138 45H137V47H138ZM154 45H155V46H154ZM195 45H196L197 49H196ZM216 45H217V46L219 45V47H217ZM250 45H251V46H250ZM259 45H260V47H259ZM2 46H3V47H2ZM17 46H18V47H17ZM78 46H79V48H78ZM80 46H81V47H80ZM98 46H99V47H98ZM110 46H111V47H110ZM112 46H113V47H112ZM252 46H254V48H253ZM4 47H5V48H4ZM15 47H16V48H15ZM20 47H21V48H20ZM42 47H43V49H41ZM76 47H77L78 49H77ZM84 47H86L85 49H86L87 51H86L85 49H83ZM97 47H98V48H97ZM119 47H120V46L118 45L116 49H118ZM181 47H182V46H181ZM47 48H48V50H46V51H48V52L45 53V49H47ZM113 48H114V49H113ZM138 48H139V47H138ZM138 48H137V49H138ZM182 48H183V47H182ZM182 48L180 49V46H179V50H178V46H177V48H176L175 50L178 51L179 54H178L176 51H174V53H175V52H176V53L173 54V55H175V56H173V61H174V59H176L175 57L178 56V59H180V60L176 59V61H178L179 66H180V65H181V66L189 65L188 62H189V59H190L191 57H190V55H189L187 52H186L187 54L184 52L185 48H183V49H182ZM4 49L6 50V52L4 51ZM16 49H18V50L16 51ZM73 49H72V50H73ZM139 49L142 50V51L140 50V52H143V49H144V48H143V49H142V48H139ZM249 49H250V50H249ZM253 49H254V51H253ZM260 49H261L262 51H261ZM41 50H42V51H41ZM49 50H50L51 52H50ZM72 50H71V51H72ZM77 50H79L80 52L77 51ZM101 50H103V49H101ZM101 50H99L100 52L97 53V54H99V56H100L101 53L103 52V51H101ZM193 50H194L195 52H194ZM208 50H209V49H208ZM246 50H247V51H246ZM257 50H258L259 52H258ZM2 51H4V52H2ZM10 51H12L11 53L13 54V56H12V54L10 53ZM15 51H16V52H15ZM61 51H62V52H61ZM61 51H60V55H59L57 61H58V60H59V61H62V59H64V58H61V53H62V57H65V56H63V55H65V51H67V50H65V49L63 48ZM81 51L84 53V55L82 54ZM84 51H86V53H85ZM116 51H117V50H116ZM116 51L114 50V53H116ZM134 51H136V53H137V51H139V50H136V49H135ZM180 51H181V52H180ZM185 51H186V50H185ZM249 51H250L251 53H248ZM40 52H42V53H40ZM87 52H88V53H87ZM132 52H133V51H132ZM242 52H243V53H242ZM7 53H8V54H7ZM63 53H64V54H63ZM78 53H80L81 55L78 54ZM134 53H135V52H134ZM134 53H132V54L134 55ZM136 53H135V54H136ZM182 53H183V54H182ZM238 53H239V54H238ZM246 53H247V54H246ZM3 54H4V55L6 54L7 57L4 56ZM51 54H53V53H51ZM104 54H105V53H104ZM108 54H111L110 51L108 52ZM108 54L106 53L105 55H103V53H102V57L105 56V58H106V56H107ZM177 54H178V55H177ZM10 55H11V59L9 60ZM76 55H77V57H76ZM78 55H79V57H78ZM82 55H83V56H82ZM181 55H183V56H181ZM248 55H249V56H248ZM8 56H9V57H8ZM84 56H85V57H84ZM184 56H185V57H184ZM186 56H188V57H186ZM208 56H209V57H208ZM213 56H214V55H213ZM220 56H221V58H220ZM224 56H225V57H224ZM226 56H228V57L230 58L229 62L227 61L228 58H226ZM230 56H231V57H230ZM51 57H52V55L50 56V58H49V56H48L49 60L51 59ZM83 57H84V58H83ZM86 57H87L88 59H87ZM100 57H101V56H100ZM100 57H99V58H100ZM114 57H115V56H114ZM202 57H203V59H202ZM204 57H205V58H204ZM210 57L213 59V61H214L215 63H214L213 61H211V58H210ZM251 57H252V60H251ZM7 58H8V59H7ZM75 58H74V59H75ZM79 58H80V59H79ZM188 58H189V59H188ZM222 58H223V59H226V62H225V63L228 62L227 64H229V63L231 62L229 65L231 66L230 68H232V69L234 68V66H235V67L237 66V63H238V65H239V62H238V61H240V64H241V65H239V66H237L236 68H234V70L237 69L236 72L233 71L234 75H233V73H232V71H231L232 69L229 70V69H230L229 66L226 65V64H224L223 61H225V60H223ZM60 59H61V60H60ZM84 59H85L86 61H85ZM90 59H91V58H90ZM186 59H187V60H186ZM204 59H205V60H204ZM221 59H222V60H221ZM234 59H235V60H234ZM263 59H264V58H263ZM49 60L47 59V60H46V63H47V61H49ZM82 60H83V61H82ZM111 60L113 61L114 58H113V57L110 58L109 63H110ZM200 60H201L202 63L200 62ZM202 60H203V61H202ZM233 60H234V61H237V63L234 62ZM4 61H5V62H4ZM50 61H51V60H50ZM59 61H58V62H59ZM87 61H88V62H87ZM112 61H111V62H112ZM137 61H139V60H137ZM176 61H174L175 64L177 63ZM179 61H180V63H182V62H183V63L186 62V63H185V64H183V63L180 64ZM208 61H209V62H208ZM232 61H233V62H232ZM8 62H9V63H8ZM44 62H45V59H44ZM140 62H141V59H140ZM199 62H200V63H199ZM203 62H204V63H203ZM211 62L213 63V65H212ZM253 62H254V63H253ZM3 63H4V64H3ZM41 63H42V61H41ZM48 63H49V62H48ZM143 63H144V62H143ZM143 63L141 62L140 65H141V64L143 65ZM197 63H198V64H197ZM210 63H211L212 66H211V65L209 66ZM234 63H235V65L232 67V65H233ZM242 63L245 64V65L247 64V65H249V66H247V65L245 66V65H243ZM252 63H253V64H252ZM1 64H3V66H2ZM6 64H7V65H6ZM9 64H11V65H9ZM12 64H13V65H12ZM14 64H15V65H14ZM112 64H113V62L110 63L109 65L113 66ZM178 64H177V65H178ZM199 64H200L202 67H200ZM214 64H215V65H214ZM218 64H219V65L221 64V65L219 66ZM222 64H224V67H225V68H224V67H221ZM5 65H6V66H5ZM71 65H72V66L75 65V66L72 68ZM80 65H79V66H80ZM89 65H90V66H89ZM193 65H192V66L189 65L187 68H188V69H191V68H193ZM197 65H198L199 67H198ZM216 65H218L217 67H215V71L217 70V72H214V73L217 74V75H216L217 79H216V77H213V76H215V75H214V73L212 72V71H214V70H213V66H216ZM251 65H252V66H251ZM21 66H22V67H21ZM70 66H71V67H70ZM208 66H209L210 68H209ZM8 67H10V68H8ZM86 67H88L87 70H86ZM220 67H221V69L224 68V69H223L224 72H225V73L227 72V73H226V74H223L224 72H223V73H222V72L218 73V72L221 70ZM226 67H227V69H226ZM71 68L74 69V70H72ZM75 68H76V69H75ZM202 68H203V69H202ZM206 68H207V69H206ZM208 68H209V69H208ZM240 68H241L242 73H243V78H242V73H240L241 71L239 70ZM263 68H264V67L259 68V69H261L260 71H264ZM4 69H5V70H4ZM197 69H198V70H197ZM211 69H212L211 72H212L213 74L210 73V70H211ZM219 69H220V70H219ZM15 70H16V69H15ZM24 70H25V71H24ZM206 70H207V71H206ZM223 70H222V71H223ZM226 70H228V71H226ZM26 71H27V74H26ZM76 71H77V70H76ZM85 71H84V73H83L84 75L82 74L83 77H85L84 79H83V77H82L80 74H78V75H80L82 78H81V77H78L79 79H78V78H75V79H74L73 76H70V79H69V81H68V77H69L70 74H67V76H66V79H67V80H66L65 78H64V80L62 79V80L64 81L63 83H64V85H65V86H64V85H63V86L66 87V92H67V90H68V95H67V96L64 95V99H63L62 97H61L62 99H60V100L63 101V102L61 101L62 104H63V103H64V104L68 103L67 100H69V102H70V103L72 102L71 104L74 105V106H77V102H78V105H79L78 108L83 106V105H80V104H81V102H82V104H84V100H85V99L83 100V99H81V98H84V96H85V98H86V97L88 96V95H86V94L84 95V93H86L85 91L90 92V91L93 90V89H92L90 86H89V87L87 86L88 89H86V87H84L85 89L83 90V87H81V86H83L84 84L81 85V86H79V89H78L77 86H76L77 84H76L75 80H76V79H78V80H83V81H84L83 83L88 82L87 85H88V84L90 85V84H91V83H89V81H90L89 78L91 77V76H90V73H89L90 71H89V72H88V71L85 72ZM199 71H200V72H199ZM229 71H230V72H229ZM73 72H72V73H73ZM198 72H199V73H198ZM207 72H208V73H207ZM228 72H229V73H228ZM238 72L240 73L241 77H240V75H239ZM68 73H69V72H68ZM86 73H88V74L86 75ZM209 73H210V74H209ZM235 73H237V74L239 75V77H240L241 80L243 79V81H242L243 84L241 83V80H240L241 88H242L243 85H244V87L242 88V89H244L243 92H242V94H243L244 91H245L244 94H246L247 92H249V93L246 94V95H247V96H250L249 94H250V92H252V93H251V96H250L249 98H248L247 96H245V95H244V96L247 97L248 99L252 100L253 102L250 101V100H248V99H246L244 96H243V97H244L246 100H244L243 97H242L243 99H242L241 97H239V95L242 96V94H240L241 92H238V90H237L236 92L239 93V94H237L236 96L234 95V94H236V93H235V90H234L235 87H234V85H232V83H230V82H231V79H229V77H230V76H232V78L235 77ZM258 73H261V74L258 75ZM22 74H23V75H22ZM219 74H221V76H219ZM85 75H86V76H85ZM88 75H89V78L87 79V81H85V80H86V77H88ZM192 75H194V76L192 77ZM202 75H203V76H202ZM212 75H213V76H212ZM222 75H224V76H222ZM225 75H227V76H226V77H228V78H227V81H228V83H230V84H228V83L226 82V80H225V79H226V78H225ZM198 76H199V79H198ZM200 76H201V77H200ZM71 77H73V80H72ZM196 77H197L198 80L196 79ZM209 77H210V79L213 81L212 83L209 82ZM211 77L214 78V80H213ZM220 77H221V78L224 77L225 79H224V78L221 79ZM258 77H259V78H258ZM25 78H27V79H25ZM191 78H192V79H191ZM218 78H219V80H218ZM230 78H231V77H230ZM261 78H262V79H261ZM194 79H195L196 81H194ZM200 79H201V80H200ZM207 79H208V82H207ZM223 79H224V81L227 83V85H226V83L223 81ZM228 79H229L230 81H229ZM258 79H259V81H258ZM260 79H261V81H260ZM88 80H89V81H88ZM190 80H192V81L190 82ZM204 80H206V81H204ZM211 80H210V81H211ZM256 80H257V81H256ZM193 81L196 82V83H195V86H193V85H194ZM200 81H201V82H200ZM202 81H203V82H202ZM215 81L219 82L220 84L217 83V82H215ZM263 81H264V80H263ZM65 82H66V83H65ZM68 82H69L70 84H69ZM222 82L225 83V84L223 83L224 85H222V88H223V89L220 88L221 86L218 87L219 85L222 84ZM257 82H258V83H257ZM208 83H209V84L211 83L212 85L214 84L213 88H211V87H212L211 84H210L211 87H209V86H208V85H209ZM259 83H262V84L260 85ZM66 84H67V85H66ZM185 84H186V85H185ZM196 84H197V86H196ZM215 84H219V85L216 86ZM74 85H75V87H73ZM202 85H203V86H202ZM206 85H207V86H206ZM228 85H230V86L232 87L233 90H232V89H227V88L229 87ZM262 85H263V86H262ZM29 86H30V85H29ZM29 86H28V87H29ZM32 86H33V85H32ZM32 86H30V87H32ZM84 86H85V85H84ZM33 87H36V86H33ZM80 87H81V89H80ZM199 87H200V88H199ZM215 87L218 88V91H219V92L217 91V89H216ZM225 87H226L227 91L229 92V93H228L229 98H231V97L233 96L234 100H235V99H236V100H235V102H234L233 98H231V103L233 104L232 109L234 108L233 112H231V111H229V109H227V108H230V110H232L231 107H230L232 104L230 103V99H229V98H226V99H229L228 101L225 100L227 103L224 101V102L226 103V104L224 103L225 106H224V104H223V107H224V108H225L226 106H229V107L225 108L226 110H228L227 112H230V115H231V118H232V119H231L229 113L226 112V113L228 114V116H229V120L231 119V120H230L231 122L229 121V122H230L229 125L224 126V127H223V126H220V123H221V122L218 121V120H216L215 118H213L214 121H215V120L217 121L216 124L218 125V128H219V126L221 127V128L219 129V131H218V135L221 137V142H222V143H221V142H219V140H220L219 136H216V135H217V130H216V132H215V128H214L213 126H212V127H209L210 125H214V124H215V122H213V119H212V121H211V120H208V121H207V119H206V121L204 120V121H205V122H204L202 118H205L209 113H211V112H210L211 104L217 102V100H218L217 97H218V96H221L222 93H223V95H227V93H226V91H225V90H226ZM231 87H229V88H231ZM233 87H234V88H233ZM239 87H240V86H239ZM71 88H72V91H71ZM73 88H74V89H73ZM76 88H77L76 91H79V92H80V93L78 92L79 94H78L76 91H74ZM89 88H91V90H90ZM194 88H195V89H194ZM219 88H220L221 90H219ZM199 89H200V90H199ZM204 89H205V90L207 89L206 91H207L209 94H208ZM215 89H216V90H215ZM237 89H239L240 91H242L240 88H237ZM88 90H90V91H88ZM195 90H196V91H195ZM222 90H224L225 93L222 92ZM229 90H230V91H229ZM64 91H65V90H64ZM69 91H70V92H69ZM82 91H84V92L82 93ZM185 91H186V90H185ZM233 91H234V94H232ZM246 91H247V92H246ZM74 92H75L76 95L74 94ZM200 92H201V96H200ZM216 92H218L219 95L217 94V96H216V95H215ZM221 92H222V93H221ZM71 93H72V94H71ZM203 93H205V94H203ZM73 94H74V95H73ZM188 94L186 95L187 97H186L185 99H187V100H185V102H186V101L188 102V99H189V95H188ZM198 94H199V95H198ZM207 94H208V95H207ZM50 95H51V94H50ZM78 95H79L80 98L77 99V100H79V101H76V98L78 97ZM80 95H81V96H80ZM203 95H204L205 97H204ZM211 95H212V96H211ZM214 95H215V96H214ZM228 95H227V97H228ZM230 95H232V96H230ZM71 96H73L74 98L71 97ZM82 96H83V97H82ZM207 96H208V97H207ZM65 97H66V98H65ZM70 97H71V98H70ZM215 97H216V98H215ZM235 97H236V98H235ZM50 98H51V97H50ZM192 98H191V99H192ZM201 98H204V99H201ZM211 98H212V99L214 98V99H215V102L213 101L214 99L212 100ZM237 98H238V99H239V98L242 99V100H243V102H242L243 104H242V103H241V104L238 103V102H240V101H239L240 99H239L238 102H237ZM70 99H71V100H70ZM74 99H75V100H74ZM86 99H87V98H86ZM208 99H209V101H208ZM259 99H261V100H259ZM72 100L74 101V103H76V105L73 104V101H72ZM81 100H82V101H81ZM196 100H197V101H196ZM210 100H211V101H210ZM232 100H233V102H232ZM258 100H259V101H258ZM65 101H66V102H65ZM85 101H86V100H85ZM199 101H200V102L203 101V103L201 104ZM244 101H245V102H244ZM246 101H247V102H246ZM248 101H250V102H252V103L250 104V102H248ZM256 101L259 102V103H261L263 106H260L259 103H258V104H255L254 107H255V110H256V111L254 110V113H251V111H253V109H254V108L252 109L251 107H252V105H253ZM261 101H262V102H261ZM20 102H21V101H20ZM20 102L18 101L17 103L19 104ZM79 102H80V103H79ZM204 102H206L207 104L204 103ZM209 102H210V105H209ZM15 103H16V102H14L12 105H10V107L13 106V105H15ZM17 103H16V105H17ZM21 103H22V102H21ZM228 103H230L231 105H230V104L227 105ZM234 103H238V104H239L238 107H237V106L235 107ZM245 103H247V104H246V107L244 106ZM248 105H250L251 107H247ZM257 105H259L261 108H260V107L258 108ZM74 106H73V107H74ZM208 106H210V107H208ZM256 106H257V109H256ZM166 107H167L166 109L169 108V110H168V116H171V115H172V117L175 118V115H176V116L178 115L177 117H179V116L181 115L180 112H179V113H178V111L175 112V111L173 110V108H171V106H170V107H169V106H166ZM207 107H208V108H207ZM223 107H222V108H223ZM75 108L77 109V107H74V110H75ZM170 108L172 109V111H171ZM196 108H198V109H196ZM199 108H201V110H199ZM206 108H207V109H206ZM235 108H236V109H235ZM248 108H250L251 111H250V109H248ZM79 109H80L81 112L79 111ZM79 109H78L77 111L75 110L74 112H75V114L78 112L76 116L78 117V116H79L78 114H80L79 117L82 118V117H83L82 114H83V111H84V110L82 111L81 108H79ZM82 109H83V108H82ZM203 109H204V110H203ZM208 109H209V110H208ZM225 109H221V110L224 111ZM259 109L262 110L261 113H260L261 110H259ZM205 110H206V111H205ZM211 110H212V109H211ZM257 110H259V112H257ZM200 111H201V114L199 113ZM204 111H205V114L202 113V112H204ZM208 111H209V112H208ZM223 111H222V112H223ZM169 112H171V113H169ZM173 112H174V113H173ZM197 112H198V113H197ZM247 112H249L250 114L254 115V117H253V118L250 117L251 115H249V117H248V114H249V113H247ZM206 113H207V114H206ZM223 113H225V112H223ZM245 113H246L247 115H245ZM199 114H200V116H199ZM202 114H203V116H202ZM81 115H82V116H81ZM192 116H193V117H192ZM204 116H205V117H204ZM246 116H247V117H246ZM79 117H78V118H79ZM143 117H144V116H143ZM143 117H141L142 119H141V118H140V119H141V120H144V119H145V121H144V124H145V122H147V121H146V118L144 117V119H143ZM198 117H199V118H198ZM200 117H202V118H200ZM193 118H194V119H193ZM195 118H196L197 120H195ZM187 119H188V120L190 119V120H189V123H187V122H188ZM199 119H200V120H199ZM201 119H202V121H203V124L205 123V125H207V127H206L205 125H203L204 128H203L202 126H201L202 128L198 126V125H200V124L202 125ZM251 119H252V120L255 119L254 122H253L254 124L251 123V122H252ZM148 120H150V119L148 118ZM248 120H249V122H246V121H248ZM152 121H153V120H152ZM152 121H151V122H152ZM190 121L193 122V123H191ZM194 121H195V122H194ZM197 121H198V122H197ZM199 121H200L201 123H200ZM209 121H210L211 123H210ZM250 121H251V122H250ZM140 122H141V121H140ZM207 122H209L208 124H210V125L206 124ZM219 122H220V123H219ZM198 123H199V124H198ZM243 123H244V124H243ZM142 124H143V123H142ZM144 124H143V125H144ZM190 124H191V125H190ZM230 124H231V125H230ZM192 125H193V127H195V129L197 130V132H195L196 130H195L193 127H191ZM221 125H223V124H221ZM239 125H241V126H239ZM252 125H254V126L252 127ZM129 126H130V125H128L127 128H128ZM141 126H142V125H141ZM188 126H189V127H188ZM214 126H215V125H214ZM248 126H249V128H248ZM197 127H199V128H197ZM215 127H216V129H218L217 126H215ZM238 127H239V128H238ZM127 128L124 129V133H123V135H122V139L125 140L126 136H127V135L129 136V135H130L129 137L127 136V138H126V140H125V142H126V146H127V148H128V147H130L131 149L133 148V149H134L133 151L137 152V150H138V151L140 150V146H138V145H140V142L135 138L136 136H133V135L131 136L132 133L129 132V130H128L129 128H128V129H127ZM190 128H191V129H190ZM206 128H207L208 130H207ZM210 128H211V129H210ZM212 128H213L214 130H212ZM240 128H242V129H240ZM243 128H244V129H243ZM192 129H193V130H192ZM204 129H205V130H204ZM229 129H231V130L234 129V131H231V130H230V131L232 132V134H231V132L229 131V132H230V133H229L230 135H229L228 132H227ZM238 129H239V130H238ZM256 129H257V128H256ZM201 130L204 131V132H201ZM210 130H211V131H210ZM240 130L243 131V132H241ZM127 131H128L130 134H129V133H128V134H127V133L125 134V132H127ZM206 131H207V132H206ZM213 131H214V132H213ZM236 131H237L238 134L236 133ZM208 132H209V133H208ZM210 132H212V133L210 134ZM234 132H235V133H234ZM202 133H203V134H202ZM205 133H206V134H205ZM214 133H215L216 135H212V134H214ZM233 133H234V134H233ZM251 133H250V134H251ZM197 134H198V135H197ZM199 134H200L201 136H200ZM224 134H225V135H224ZM227 134H228V135H227ZM236 134H237V135H236ZM255 134H256V133H255ZM255 134H253V135L255 136ZM124 135H125V136H124ZM202 135H203V136H202ZM253 135H252V136H253ZM199 136H200V137H199ZM214 136L217 137L218 139H217V138L214 139ZM224 136H225V137H224ZM234 136H236V137H234ZM243 136H244V137H243ZM250 136H251V135H250ZM259 136H263V137H264V134L259 135ZM187 137H186V138H187ZM223 137H224V139H222ZM238 137H239V138H238ZM256 137H258V136H256ZM263 137H260V138H263ZM131 138H134L135 140H134V139H131ZM192 138H193V139H192ZM194 138H195V139H194ZM198 138H199V139H198ZM200 138H201V139H200ZM209 138H210V139H209ZM211 138L213 139L212 142H214V143H218V142H219V143L217 144V145H219V146H216L215 149L212 148V146H211V145H212V142H210V141H211ZM236 138H237V139H236ZM247 138H249V136H248ZM250 138H251V137H250ZM250 138H249V139H250ZM252 138H253V137H252ZM252 138H251L252 143H251V141L249 140L250 142H249V141L245 142L243 146H241L240 143H239L240 146L237 145L236 143H230V144L233 146V147H232V146L230 145V149L233 148L234 152L237 151L236 153H239V154H240V153H241L240 151H242V150L240 149L241 147L246 148V147H244V146H246L245 144H247L248 142L252 144L251 147H254V146H253V142H256V143H255V144H257V145H256V148L259 149V150L262 148V151H264V149H263L264 146H263V147L261 146V145H263V141H264V140L261 139V140H262V141H261L259 137H258V138H255V137H254V139H252ZM127 139H128V140H127ZM129 139H131V140H130L131 142L129 141ZM242 139H243L244 141H241ZM256 139H259V140H260L259 142H262V143L259 144L260 146L258 145L259 142L257 143V141H255ZM263 139H264V138H263ZM193 140H195V141H193ZM214 140H215V141H214ZM223 140H225V142H224ZM232 140L230 139L229 142H232ZM253 140H254V141H253ZM128 141H129V142H128ZM136 141H137L138 143H137ZM187 141H188L189 143H188ZM198 141H199V142H198ZM203 141H204V142H203ZM205 141H208V142H205ZM216 141H218V142H216ZM186 142H187V143H186ZM192 142H193V143H192ZM195 142H196V143H195ZM209 142L211 143V145H210ZM223 142H224V143H223ZM238 142H239V141H238ZM238 142H237V143H238ZM134 143H135V144H134ZM191 143H192V144H191ZM200 143H201V144H200ZM207 143H209V144H207ZM249 143H248V144H249ZM127 144H129V145H127ZM132 144L137 145L138 148H137L136 146H133ZM186 144H187V145H186ZM195 144H197V145H195ZM203 144H204V146H202V147H205V145L207 144V146L205 147L206 150H205V148H201L200 145H203ZM227 144L229 145V143L227 142V143L224 145L225 148H226V147L229 148L228 146H226ZM233 144H234V145H233ZM235 144H236V147H235ZM255 144H254V145H255ZM185 145L187 146V149H186V146H185ZM190 145H191V146H190ZM194 145H195V148L198 149V150H196V149L194 148ZM213 145H214V144H213ZM223 145H221V146L224 147ZM188 146H190V147H188ZM196 146H197V147H196ZM199 146H200V147H199ZM237 146H238V148L240 147V148H239V152H238V150H237V149H238ZM257 146H258L259 148H258ZM198 147H199V148H198ZM210 147H211L212 149H211ZM217 147H218V149H217ZM219 147H220V148H219ZM251 147H250L249 149L247 148V149H245V150L242 148V149H243L242 152L245 151V153H247V154H245V153H243L244 155H242V153H241V155H238V154L236 155L235 153H233V154H235L237 157H238V156H239V157H240V156H243V157H245V159L247 158V160H248V157H249V156H252L253 161H254V158L256 157L255 155H257L256 158L258 159V156H259V158L262 160V163H263V165H261V166L264 168V161H263L264 159H262V158H264V155H262V154H259V155H258L259 151L256 150L255 148H252V149H251ZM193 148H194V149H193ZM208 148H209V149H208ZM225 148H222V149H225ZM135 149H136V150H135ZM188 149H189V150H188ZM192 149H193V151H192ZM210 149H211L212 151H211ZM213 149H214V150H213ZM230 149L227 150V152H228L229 154H231L230 152H233V150H230ZM235 149H236V150H235ZM216 150H217V152H215ZM248 150H253V151L256 152L257 154H256V153L254 154V152H251V151H248ZM191 151H192V152H191ZM246 151H247V152H246ZM213 152H215L216 154L219 153L221 156H220V155H215V153H214V155H213ZM249 152H250V153H249ZM228 153H227V154H228ZM252 153L254 154V157H253V154H252ZM260 153H261V152H260ZM262 153H264V152H262ZM225 154H226V153H225ZM250 154H251V155H250ZM210 155H211L212 158L210 157ZM260 155H261V157H260ZM262 156H263V157H262ZM222 157H221V158H222ZM243 157H242V158H243ZM250 158H251V157H250ZM250 158H249V159H250ZM126 159H127V158H126ZM129 159H130V158H128V160H129ZM245 159L243 158V160H242V162H243L244 164L247 162V160H245ZM252 159H250V160H252ZM128 160H125V163H126V161H128ZM218 160H219V159H218ZM221 160H222V159H220V161H221ZM129 161H130V160H129ZM220 161H219V162H220ZM197 162H198V161H197ZM217 162H218V161H217ZM127 163H129V162H127ZM248 163H251V162L248 160ZM248 163H246L245 165L242 164V166L244 167V166H246ZM242 166L240 167V168H242V170H241V169H240V170H241V171H244L243 173L240 172V170H239V168H238V171H239L238 173H241V175L243 174V175H242V178H240L239 182H238V180L236 181V184L239 183V184H238L239 186H237L236 184H233V186H235V185L237 186V187H236L237 190L240 189V188H242L241 186L244 187V185H245L244 183H246L245 180H244V178H245V176H244V174H245V170H244L245 167L243 168ZM262 167H261V169H263ZM222 170L224 171V169H222ZM223 171H220V172H223ZM261 171L263 172L264 169L261 170ZM263 173H264V172H263ZM243 177H244V178H243ZM245 179H246V181H247V178H245ZM242 181H244V182L242 183ZM234 183H235V182H234ZM241 183H242L243 185H241ZM238 187H240V188H238ZM227 195H228V194H226V196H227ZM27 236L29 237V236H31V235L28 234ZM27 239H28V238H27ZM30 239H31V237H30Z\"/></svg>","mask_w":264,"mask_h":264}]
</instances>
